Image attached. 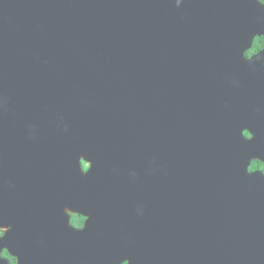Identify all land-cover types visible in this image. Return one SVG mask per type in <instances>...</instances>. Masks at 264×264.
Segmentation results:
<instances>
[{"label":"water","instance_id":"water-1","mask_svg":"<svg viewBox=\"0 0 264 264\" xmlns=\"http://www.w3.org/2000/svg\"><path fill=\"white\" fill-rule=\"evenodd\" d=\"M231 4L0 0V227L8 211L36 210L45 186L67 192L70 181L72 205L71 187L80 192L85 178L95 200L107 194L101 181L108 195L141 184L133 211L77 204L113 248L127 239L120 215L151 219L153 236L122 260L264 264V174L250 173L239 151L241 97L228 87L264 34V13H229Z\"/></svg>","mask_w":264,"mask_h":264},{"label":"flooded vegetation","instance_id":"flooded-vegetation-1","mask_svg":"<svg viewBox=\"0 0 264 264\" xmlns=\"http://www.w3.org/2000/svg\"><path fill=\"white\" fill-rule=\"evenodd\" d=\"M231 2L230 6L235 9L229 13L254 14L255 18L258 14L262 16L264 13V0H231ZM243 55L248 61L242 66L245 73L231 75L232 82L228 83L229 90L237 92L241 97L234 102L237 112L233 116L232 123L243 127L244 141L238 148L242 156L248 160V171L264 174V34L256 35L250 46L243 51ZM81 167V172L86 176L90 163L81 160ZM147 176L149 190L152 171H148ZM101 184L103 191L107 194L96 200L95 197H90V179L85 178V182L79 185L81 193L77 192V187L73 185L71 187L72 205H70V181L69 186L66 187L67 192L62 186L56 188L42 186L45 191L49 189L50 192L48 195L37 198L36 210H19V214L8 211L9 217L6 218V224L3 228L0 227V238L8 239L0 251V263L130 264L129 259H122L134 254L139 239L145 235L148 239L153 236L151 219L148 217L146 225L142 219L132 216L135 219L133 221L132 218H126V216L122 218L120 215L117 230L127 239L116 241L113 248L114 245L111 242H106L108 235L101 221H97L90 229L89 225L92 224L90 216L77 212L79 207L77 204L82 205L81 208L84 210L85 207L90 209L91 201L101 204V208L117 205L122 207L125 204L129 211H133L130 208L134 206L133 201L138 206L142 205L143 185L116 186L112 190L115 194L108 195L109 187L106 180L101 181ZM53 189L55 190L52 194ZM147 200L149 201L150 198ZM152 201L154 202L153 195ZM28 222L37 227V234L29 235L21 232L23 223ZM14 229L17 233H12Z\"/></svg>","mask_w":264,"mask_h":264},{"label":"bare ground","instance_id":"bare-ground-1","mask_svg":"<svg viewBox=\"0 0 264 264\" xmlns=\"http://www.w3.org/2000/svg\"><path fill=\"white\" fill-rule=\"evenodd\" d=\"M72 208V207H71Z\"/></svg>","mask_w":264,"mask_h":264}]
</instances>
